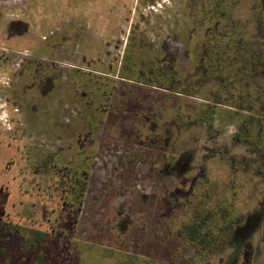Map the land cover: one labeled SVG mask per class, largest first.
Instances as JSON below:
<instances>
[{
    "label": "rangeland",
    "instance_id": "1",
    "mask_svg": "<svg viewBox=\"0 0 264 264\" xmlns=\"http://www.w3.org/2000/svg\"><path fill=\"white\" fill-rule=\"evenodd\" d=\"M223 208L201 259L183 227ZM2 222L0 264H264L261 0H0Z\"/></svg>",
    "mask_w": 264,
    "mask_h": 264
},
{
    "label": "trees",
    "instance_id": "2",
    "mask_svg": "<svg viewBox=\"0 0 264 264\" xmlns=\"http://www.w3.org/2000/svg\"><path fill=\"white\" fill-rule=\"evenodd\" d=\"M261 2L262 10L264 12V0H261ZM230 213L231 211L228 208H223L220 212L207 211L206 213H202L199 211L195 214V217L190 222L184 225L182 230L183 239H185V242L187 244L195 247V249L197 250V255H199L201 259H205L214 255L215 253L222 252L225 249L227 242L230 241V238L233 235L234 228L242 223L243 220H245V217L243 215L236 216L233 213ZM219 219H224L222 224L219 223ZM3 224V222L0 223V227L3 226ZM5 225L9 224L5 223ZM7 228V231L15 234L18 233L17 235L22 238V243L20 244L21 247L19 249L20 252L27 251L25 250L27 248H29L31 252H33L38 247L42 248L46 245H49L47 244L48 238L45 232L29 230L26 227L14 225L8 226ZM7 231L5 234L8 235L9 233ZM59 242H61L60 239ZM53 248L58 253L62 251L60 243L58 249L57 247ZM76 249L79 250V253H77L78 258L76 259L78 264H86V262H92V264H95V255L90 259L89 256H86L87 252L84 251V248L81 249L79 244L76 248L67 249V251L65 249L64 253H67L68 255L69 252L75 251ZM3 251L4 249L0 251L2 257L4 256ZM30 256L32 255L28 254L27 257L31 258ZM32 259L33 261L31 260V262L33 264H41L42 262H44V260H46V262L50 264V256H48L47 252L43 249H41V251L35 255V258L32 257ZM87 259L89 260L87 261ZM112 259H114L115 262L119 263L121 261L123 263V260L124 262L128 261V256L122 251L119 252L118 255H114ZM133 262L134 264H141L142 259L140 257H137ZM196 262L199 263L200 261L196 260Z\"/></svg>",
    "mask_w": 264,
    "mask_h": 264
},
{
    "label": "crops",
    "instance_id": "3",
    "mask_svg": "<svg viewBox=\"0 0 264 264\" xmlns=\"http://www.w3.org/2000/svg\"><path fill=\"white\" fill-rule=\"evenodd\" d=\"M51 103H53V106H54V101H51V102L48 101V105L51 104ZM43 104H44V102H43ZM53 108H52V110H53ZM46 110H48V108ZM36 119L39 120L40 118L39 117H36ZM50 133L52 134V130L50 131Z\"/></svg>",
    "mask_w": 264,
    "mask_h": 264
}]
</instances>
